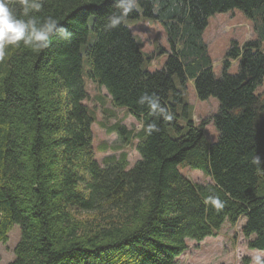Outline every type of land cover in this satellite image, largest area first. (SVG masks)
Returning <instances> with one entry per match:
<instances>
[{
	"label": "trees",
	"instance_id": "16d2710c",
	"mask_svg": "<svg viewBox=\"0 0 264 264\" xmlns=\"http://www.w3.org/2000/svg\"><path fill=\"white\" fill-rule=\"evenodd\" d=\"M235 9L256 37L232 42L218 76L203 34L212 16ZM114 11V0H44L36 15L56 17L71 39L53 34L41 52L10 46L0 60V244L21 229L9 264H178L189 240L244 218L249 249L264 251V174L251 162L264 160V0H139L127 20L160 22L170 45L154 70L127 20L106 28ZM86 77L141 123L138 132L113 128L137 138L132 167L126 154L97 160ZM191 82L201 101L219 102L200 125L185 97ZM145 92L173 120L140 105ZM153 122L160 130L148 135ZM187 166L212 182L192 181ZM209 196L223 207L206 205Z\"/></svg>",
	"mask_w": 264,
	"mask_h": 264
},
{
	"label": "rangeland",
	"instance_id": "374dc122",
	"mask_svg": "<svg viewBox=\"0 0 264 264\" xmlns=\"http://www.w3.org/2000/svg\"><path fill=\"white\" fill-rule=\"evenodd\" d=\"M126 25L131 29L135 38L145 54L150 57L149 67L151 70L158 69L165 61L167 54L162 55L161 51L170 50L167 34L164 26L154 20L141 17L140 19H128ZM206 41L215 73L220 76L222 72V61L226 56L234 40L242 45L245 41L255 39L254 23L245 14L235 9L226 13H219L212 16L208 27L203 34ZM230 73L236 74L239 71L237 61L232 63ZM89 99L86 104L96 116L93 126L95 156L100 163L106 157L119 159L122 154L127 155V162L132 167L140 155L136 148L137 138L129 141L124 140L113 130L116 123L138 132L141 123L124 108H116L111 103V97L104 88H97V85L85 78ZM264 91V82L256 93ZM186 101L193 111V121L200 125L203 120L212 118L218 112L219 102L211 97L201 101L193 88L192 82L188 85ZM204 133L209 142H216L218 131L213 123L204 128ZM189 179L198 183H210L212 179L201 170L185 167L181 169ZM244 220H240L236 226L226 223L219 233L209 236L198 242L189 240L188 250L179 258L178 264H251V257L256 254L264 256V251L249 249L248 239L241 232ZM21 237L20 226L12 230L9 241L0 244V264H9L14 258V248Z\"/></svg>",
	"mask_w": 264,
	"mask_h": 264
},
{
	"label": "clouds",
	"instance_id": "9594fccd",
	"mask_svg": "<svg viewBox=\"0 0 264 264\" xmlns=\"http://www.w3.org/2000/svg\"><path fill=\"white\" fill-rule=\"evenodd\" d=\"M44 0H0V60L6 55L10 46H19L34 52H41L50 47L53 34L60 40H70L72 33L59 23L56 17L47 16L40 18L36 15L43 8ZM116 11L108 18L107 29H114L123 24L129 15L139 11V0H114ZM138 103L146 105L150 113L163 117L166 121L173 120L174 116L160 101L155 93L142 94ZM160 129L156 123H150L144 131L151 135ZM258 173L264 174V160L259 156L252 159ZM206 205L213 206L216 210L223 207V203L216 196L205 199ZM251 264H264V256L260 254L251 257Z\"/></svg>",
	"mask_w": 264,
	"mask_h": 264
},
{
	"label": "crops",
	"instance_id": "0c3cea01",
	"mask_svg": "<svg viewBox=\"0 0 264 264\" xmlns=\"http://www.w3.org/2000/svg\"><path fill=\"white\" fill-rule=\"evenodd\" d=\"M163 63H164V61L162 62V65H163ZM237 63H238V61H237Z\"/></svg>",
	"mask_w": 264,
	"mask_h": 264
}]
</instances>
